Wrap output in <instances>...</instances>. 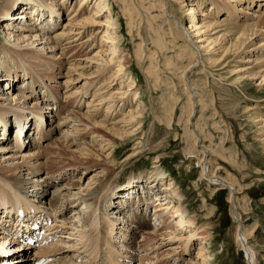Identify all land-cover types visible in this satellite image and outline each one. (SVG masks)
I'll list each match as a JSON object with an SVG mask.
<instances>
[{"label": "rangeland", "instance_id": "rangeland-1", "mask_svg": "<svg viewBox=\"0 0 264 264\" xmlns=\"http://www.w3.org/2000/svg\"><path fill=\"white\" fill-rule=\"evenodd\" d=\"M8 1L0 0V9L6 6ZM42 1L47 6H50L51 2L53 14L59 9L60 4H65L63 16L60 15L56 20L57 26L52 30L50 29L48 34H44V37L53 36L55 31L66 23L67 15L71 14L74 9L77 10L82 4L81 0H68L66 2L64 0H55V2L52 0ZM211 1L180 0V2H176L167 0L166 7H168L170 13L179 18L184 31L187 29L188 23L185 18V10L187 8L182 7L183 3L193 4L195 5L194 8L200 6L201 9L210 11ZM93 2L86 5L85 11H89L85 15L93 13L96 7V4L93 6ZM181 2L183 3L181 4ZM107 4L112 13V21L117 23L116 28L118 29L117 31L115 29L117 32L115 38L120 49L119 55L125 59V70L130 76L126 80L127 82H124V86L129 84L130 80L134 81L135 89L133 92H136L138 100L146 106L141 126L138 128L135 124L132 128L122 129V133L128 134L124 138L116 136V134L123 135L120 127H116V130L113 129L112 133L97 129L99 135L112 141V146L108 150H106L107 147L100 150L101 148L98 145H90L92 139L90 134L92 127L90 125L87 126L90 131L85 136L83 135V138L79 141L77 140L80 144L79 146H72L69 142H64L66 140V132H71L73 129L72 125H76L75 122H72L74 120L73 114L71 117L66 116L68 112L86 113V111H95L97 113L96 118L101 119V117H104L109 100L102 104L100 100H102L103 96L108 99V94L119 88L118 86H113V90L109 88L112 85L108 80L111 73L117 70V64L113 62L105 63L111 59L112 54H110L108 43L104 42L106 39L100 40L104 33V26L86 28L85 35L79 43H85L89 39L93 40L92 43L76 49H72L73 45L65 47L67 48L65 50L67 57L75 56V59L81 61L85 60V58L95 60V62H83V65H79L78 71H75L76 74L73 71L69 75L66 74L67 67L64 63L61 66L57 65L61 62V60H58V56L55 55L57 52L50 54V51H39L37 53L36 51L40 50L41 46L36 44L33 46V53L25 54L24 56L13 55L15 51H20V47L24 49L26 45H30L29 42H25L22 39L17 40L27 34V29L22 31L18 26L34 27L33 23L28 25L31 22L30 18H23L21 21L16 19L23 15L25 11L24 8L26 6L21 3L20 5L23 6H17L9 11L10 19L7 20L8 23L2 22L0 18V105L3 108L23 109V111L18 110V112L27 117L25 131L28 126L31 128L28 135L29 139L24 140L25 144H23V146L28 147L27 150L22 148L20 153H15V159L8 162H4L1 159L2 155H0V168L6 171L4 176L17 175L18 177L20 173V168L18 167H22L20 165L23 163L22 159H19L22 158L20 156L27 154L24 152L38 153L36 163L30 168L32 170L39 169V174L27 176L29 180L27 184L23 185V187L17 186L18 189L14 190L26 194L27 201L36 202L35 204L31 202L34 205L37 204V201H35L37 198H34L37 195L34 192H38V195H41L40 197L44 196L42 207L47 209L51 217L54 212L56 213L55 215H58V213L64 215L65 221H61L59 218L56 221L53 219L52 225L54 227L57 226L59 230H62L63 227L72 228L74 229L72 231L73 234H76V227L80 228V226H83L82 229L85 228L84 230L86 231L87 226L82 223H87V219L94 210L92 205L87 208L86 206H78V203L75 204V208L80 210L83 216L74 218V223L71 224L73 222L71 217L75 214L73 213L74 210L69 208L63 211L56 210L51 212L52 209H50L49 201H47L50 199V195H53V192L55 193L60 188V183L63 181L58 182L59 185L54 181L53 184H56L54 186L57 188L55 189L54 186L47 187L44 191L47 193L46 195L42 193V190L39 191V188L34 186L35 184L31 183V181L40 177L50 180V177L53 178L52 174L57 173L58 169L64 170L65 168L61 167L66 165H75L77 169L73 172L69 171L70 173L66 172L70 176H64V179H71V181L75 182L79 180V177L86 178L91 176L95 169L90 167L87 171L81 170L80 167L84 166V163L82 164L81 162L86 163L87 161L79 153H73L80 150L84 144L90 145L88 150L93 155L89 158L88 164L92 167L95 164V167L97 165L106 168L109 166V170L112 171L110 181H108V185L103 190L102 195L103 197L107 196L105 198L108 199L109 195L106 194H110L115 189L109 201H112V204H117L118 209L113 212L116 206L114 209H111L110 206L111 211L107 213L109 218L106 220L110 221L112 217H125L123 221L112 220L116 230L112 234V243L110 242L111 251H115L117 247H120L119 243H124V241H126L125 245L128 248L126 250H124L123 246L118 248L120 260H122V257H129L126 252L132 250L135 253V256L132 255L133 264H148L145 261H138L143 256L144 251L150 248V242L147 245L148 241H142L147 231L141 232L133 228L135 223L130 222V218H133V215H131L132 213L128 215L129 211H132L133 208L138 207L141 203L127 200L124 197L127 192L124 193V196L120 194L124 192V189L126 190L129 178H138L135 180L138 188L156 170H159L168 176L167 179L170 182L177 183L184 197L181 203L182 206L187 209L191 218L196 219L200 230H204V233L209 236L207 241L197 240L195 242V245L190 250L193 257L198 251L199 244L204 241L206 242L205 247L209 255L207 264H247L244 252L236 243V228L240 225L246 233L247 246L253 250L255 264H264V143L258 135L260 127L256 123V117L264 116V82H261V75L264 73V50L257 49L254 54L242 53L238 56L234 52H229L218 65L210 66L207 64L209 63L208 61L203 60L196 69L188 72L187 77L195 88L197 101H199L197 106H194L191 115L189 94L185 89L182 77V71L189 62L188 58L193 57L191 48L187 46V44H190L185 40L184 36L176 37L175 33H178V29L176 30L168 22L169 20L164 15L163 8H161L160 0H107ZM236 5L250 14L239 12L237 14L239 18L236 20L234 17L235 12L233 11L229 14L221 15L219 17L220 21L226 19L231 23L235 21L237 24L243 25L244 22L250 24L254 22L250 15L255 10L259 12L264 10V0H241ZM106 13L108 12L100 15L97 19L105 22L108 16ZM231 13L232 15H230ZM247 16H250L251 20ZM261 17L264 18V16ZM47 23L36 25L41 29V33L35 31L29 34L42 36ZM6 24L9 25V28H6ZM237 24L236 26H239ZM232 26H235V24H232ZM96 29L99 30V34L95 33ZM222 30L229 31L228 27L221 28V33L217 34V36L225 34ZM93 31L94 34H92ZM238 33L235 32L233 36L229 35V37L236 40L239 37ZM246 33L251 35V32ZM7 34H11V37L9 38ZM209 35L211 39L216 37L213 32L209 33ZM262 36L263 38L256 41L257 45L264 42V32ZM8 42L10 44H7ZM97 42L98 45H96ZM15 43L19 47H14L13 44ZM65 43L67 42L62 41L60 45L64 46ZM98 51L100 54L96 55ZM243 57L248 59L243 60ZM205 58L209 59L210 56H205ZM190 60L193 62L194 58ZM247 60L252 63L244 62ZM23 63L35 65V67L33 66L34 71L31 70L32 73L30 72L31 74L27 77L22 76L20 68ZM104 66H107L106 70L102 73L98 72V68ZM80 72L86 78H80L78 75ZM252 74L254 76H251ZM66 75H68L67 78L71 77L79 81L78 83H73L74 87H70L71 89L68 87L69 84L63 85ZM24 77L27 79H21ZM238 77H243L244 81L236 84L235 80ZM5 79L9 80L5 81ZM9 86H14V90L11 91L8 88ZM100 87L103 89L98 91ZM33 89H35L34 93H31ZM125 89L128 88L126 87ZM73 90L83 91L82 93L85 94L84 98H81V96L66 98L68 94L73 93ZM98 94L99 98L96 99L97 101H93L92 97ZM46 95L48 96L43 97ZM53 98H56V100ZM110 99L112 100L113 98ZM90 100L93 104L87 107V101ZM94 102H97L98 105ZM129 108L128 105L119 107L118 101H116L115 105L111 107V112L117 109L116 112H113V115L117 113L114 120H119L128 115ZM39 109L42 111L40 113H43V116L41 115L44 117L43 120L40 119V115L37 117V113H35ZM46 116L48 117L47 119H45ZM32 117L41 120L38 121V124L42 126V134H45V139L39 144L35 141V132L39 130L36 128L37 121L31 120ZM63 120L69 121V125L67 126L66 124L63 127L64 125L61 123ZM7 122L14 124L10 130L7 129V132H5L3 124L0 123V136L3 138L0 140V146L14 147L19 141V139L17 140L18 137L14 138V136H18L14 132V129L18 127L17 120L15 121L12 114H10L7 116ZM86 124L88 125L86 121L82 123V125ZM196 134L199 139H197ZM77 136L72 137L75 138ZM14 140L17 141L15 142ZM21 145L22 138H20L18 146ZM201 146L208 152L205 151L204 153ZM16 150H19V147ZM10 151L4 152V154H14V152ZM203 158L207 159L209 176L223 179L233 186L235 203H232L229 199L232 193L229 188L213 185L201 176V167L198 162ZM65 170L70 169L66 168ZM50 184L52 183L50 182ZM159 187H162V185L157 186V188ZM138 189L141 190V188ZM120 197L122 198L120 199ZM158 198L153 197L148 204L149 212L147 211V213H149L148 216H151V224L154 223L153 216L150 215V211L153 213L152 209L154 208L152 202ZM122 211L125 212L123 213ZM102 212H99L100 215ZM107 221H104V223ZM157 224L160 226L158 221L149 230H154ZM127 231V235L123 233ZM0 234L3 235L1 232ZM81 234L82 232L79 237H81ZM59 236L58 240L68 241L70 239L69 237L68 239L65 238L66 234H60ZM2 237L3 239H0V241H4L3 244L9 243L5 239L6 236L3 235ZM15 243L13 244V246H16L15 248L22 247L19 242ZM69 244L67 243L66 246ZM65 252L62 251V253ZM159 253H162V250L149 254L147 258L155 259ZM31 254H34V252ZM67 256L70 258V254L67 253ZM28 257L30 256L28 255ZM85 260L83 259L82 261ZM184 262L183 260L182 263ZM152 263H155V261H152ZM172 263L171 260L168 264ZM182 263L175 261L173 264Z\"/></svg>", "mask_w": 264, "mask_h": 264}, {"label": "bare ground", "instance_id": "bare-ground-1", "mask_svg": "<svg viewBox=\"0 0 264 264\" xmlns=\"http://www.w3.org/2000/svg\"><path fill=\"white\" fill-rule=\"evenodd\" d=\"M52 1L55 2V0H52ZM64 1L66 2L68 0H64ZM81 1H82V4H80L79 8L77 10L74 9V11H72L71 14L67 15V19L65 21L66 23L62 25L60 29H57L54 35L50 37H44V34L46 33L48 34V31L50 29L52 30L57 26L56 20L60 17V15L63 16V10H65V4H60L59 5L60 7L58 6L59 9L53 14V11L51 9V2H50V6H47L42 0H9L6 3V6L0 9V18L2 19V22L8 23L7 20L10 19L9 11L15 9L17 6L21 7L25 5L26 7L24 8L25 11L23 15H20L19 17L17 16L15 17H17L16 19L20 21L23 18H27V19L30 18L31 22H29L28 25H31L33 23L34 27L26 28L25 26H22V27L18 26V28L22 31H25L27 29L26 31L27 34L24 36H21L20 39H17V40L19 41L22 39L25 42H29L30 45H26L24 49L20 47V51L19 52L17 51L18 53L15 51L16 54L14 53L13 55L24 56L25 54L33 53L34 52L33 46L36 44L37 46H41L40 50L36 51L37 53L39 51L41 52L50 51L49 52L50 54H52V52H57L55 55L58 56V60H61V62L57 65L61 66L64 63L67 67L66 74L68 75L72 71L73 72L78 71L79 65H83V62L89 63V62H95V60L91 58H85V60L81 61V60L75 59V56L67 57V54H65L66 53L65 50L67 48L65 47L67 45L68 46L73 45L72 49L74 48L76 49V48H81L85 44L92 43L93 40H90V39L86 40L85 43L83 42L79 43L80 40L85 35L86 28L104 26V33L102 34L100 40L104 38L106 39V41L104 42L108 43L110 47V54H112L111 59L106 61L105 63L108 64L109 62H113L117 64L116 66L117 70L111 73V75L108 78V80L110 81V84L112 85L109 88L112 89L113 86L114 87L118 86L119 88L115 90L114 92L111 91L112 93L110 92L108 94L109 96L108 99H105L106 97L103 96L102 100H100L101 104L109 100L107 102L108 107H106L105 112H104V117H101V119L96 118L97 113L95 111H92V112L86 111V113H78V112L72 111V112H68L67 115L65 114L67 117H71V115L73 114L72 117L74 118V120L72 122H75L76 125L74 124L72 125L73 129L71 128L72 129L71 132L69 131L66 132V136H65L66 140H64V142L67 141L72 146L74 145L79 146L80 144L78 143V141L81 138H83L82 137L83 135L85 136L86 133L90 131L87 129V126L90 125L92 127L90 131L91 138H92L90 145L92 146L96 144L98 145L99 148H101L100 150H103L104 147H107L106 150H108L112 146V141L104 138L102 135H99V132H97L98 131L97 129H99L100 131H105L106 133L107 132L112 133L113 129L116 130V127H120L121 134H123L124 136L119 135V134H116V136H119V138H124L128 134L122 133L123 131L122 129L126 130L127 128H132V126L135 124L138 126V128L141 126L142 121H143V113L145 111L146 106L141 101L138 100V98L136 97L137 96L136 92H133V90L135 89L134 81L130 80L129 84H126V86H124L125 85L124 82H127L126 80H128L129 79L128 77L130 76L125 70V64H126L125 59L121 55H119L120 49L118 47V41L115 38L116 33H117L116 31L118 29L116 28L117 23L113 22L111 19L112 13L110 12V7L107 4V0H81ZM92 1H94L93 6L96 4V7L93 10V13L91 15L89 14L85 15V13H88L89 11V10L85 11L86 5L88 3L91 4ZM174 1L180 2V0H174ZM240 2L241 0H229V1L212 0L211 5L209 7L211 9V10L209 9L210 11L203 10L201 9L200 6L198 8H194L195 5L189 4L192 2H189L187 4L185 2L184 3L181 2V4L183 3L182 7L187 8L185 10L186 11L185 18L187 20L188 27L187 29L183 31V27H182V24L179 18L173 15L172 13H170L168 10V7H166L167 0H160L161 8H163L164 15H166V18L169 20L168 22L172 24L171 26H173L176 30L178 29L177 30L178 33L177 34L175 33V35H177L176 37L179 38L180 36H184L185 40L190 44V45L187 44V46L191 48L190 49L191 55L193 57L188 58L189 62H188V65L182 71L183 73L182 77L184 79L185 89L187 90L189 94V101L191 103V110H192L191 115L193 113L194 106L195 105L197 106L199 101H197V94L195 92L196 90L191 85L187 77L188 72H191L194 69H196L198 65L202 63L203 60L208 61L209 63L207 64H209L210 66L211 65L213 66L215 64L218 65L225 58V56L229 54V52H234L238 56L242 53L254 54L257 49L261 51L264 50V42L260 43L259 45H257L256 43V41H258L260 38H263L262 33L264 32L263 30L264 29V22H263L264 18H262L261 16H264L263 15L264 10H262L261 12H259L258 10H255L254 13L250 15L252 18V21L254 20V22L250 24L244 22L243 25L238 23L239 26L241 27L236 26L237 23H235V21L234 23L228 22L226 19L220 21L219 17L223 14L226 15L234 11L235 12L234 17L236 20H238L239 17L237 14L239 12L240 13L243 12V14L246 13L245 10H243L242 8H239L238 5H236V4H239ZM21 3L23 5H20ZM48 12L53 16L51 17V15ZM105 12H108L106 13L108 14V16L106 17V21L105 22L99 21L97 18H99L100 15H104ZM246 14L249 15L250 13L247 11ZM230 15H232V13ZM48 17L50 18L47 20ZM42 18L43 20L41 21ZM251 18L249 19L251 20ZM44 22L47 23V25L44 27L45 29H44V33L42 36L37 35V34H32V35L29 34L35 31L41 33L42 32L41 29L38 28L36 25L39 26L43 24ZM232 24H235V26H232ZM5 26H7L6 28H9V25L6 24ZM225 27H228L229 31L222 30V32H224L225 34L223 35L221 34L217 36V34L221 33L220 29L225 28ZM98 31L99 30H97L95 33L99 34ZM211 32H213L214 36H216L214 39H211L209 35V33ZM235 32H239L238 33L239 37L236 40L229 37V35L233 36ZM246 32H251V35L247 34ZM92 34H94V31ZM7 36L10 38L11 34H7ZM62 41L63 42L65 41L67 43H65L64 46L62 44L60 45V42ZM7 44H10V43L8 42ZM96 45H98V42L96 43ZM157 45L159 46V44ZM13 46L19 47L18 45H16V43L13 44ZM212 46H214L215 48ZM98 54H100L99 51L96 53V55ZM205 56L207 57L210 56V58L207 59L205 58ZM193 58L194 60L192 62L190 59H193ZM244 59H248V58L243 57V60ZM244 62L249 63L248 60ZM33 66L35 67V65ZM33 66L30 65L29 63H23L22 67L20 68L22 70V76L27 77L28 75H30L32 73L31 70L34 71ZM106 67L104 66V67L98 68L99 69L98 72L102 73L103 71L106 70ZM68 75H66L63 85L65 86V84L66 85L69 84L68 87L73 88L74 87L73 83H78L79 81L71 77L67 78ZM78 75L80 78H86V76L82 72H80ZM251 76H254V75L252 74ZM261 77H262L261 82H264V73L261 75ZM21 79L24 80L25 77ZM6 80L8 81L9 79H5V81ZM242 81H244V78L238 77L235 80V83L238 84V83H241ZM126 87L128 89H125ZM8 88L11 89V91H13L15 87L9 86ZM101 89L103 88L100 87L98 91H100ZM34 90L35 89H33L31 93H34ZM82 92L83 91L73 90V93L71 92L72 94H68L66 98L80 97V96L81 98L82 97L84 98L85 94ZM98 96L99 94L94 95L92 97L93 101H97L96 99L99 98ZM81 98H80V101H81ZM110 98H113V99L111 100ZM116 101H118L119 107H124L125 105H128V107H130L128 110V115H125L119 120H114L117 113L113 115V112H116L117 109L111 112V107L115 105ZM94 103L98 105L97 102H94ZM91 104H93L91 100L87 101L86 106L90 107ZM18 110L23 111V109H20V108L18 109L17 108L15 109L3 108V106L0 105V123L3 124L4 126L3 128L6 130L11 129L14 123H8L7 116L12 114V116L14 117V120L15 121L17 120L18 127L16 128L19 129L18 131L17 129H14V132L17 131L16 133L18 135L21 134V131L24 133V138H22L21 146H18L20 144L19 141L14 147H9V146L1 147L0 146V155H2L1 159H3L4 162L5 161L8 162L9 160L15 159L14 157L16 156L15 153L16 154L20 153V150L22 148H26L25 150H27L28 148L25 145L23 146V144H25L24 140L29 139L28 135H29L31 127L28 126L27 130L25 131V123L27 122V117H25L23 114L21 115V113H19ZM37 111L35 112L37 113L36 114L37 117L38 115H40V119L43 120L44 118L42 117L43 113H40L42 111L40 109ZM47 118L48 117L46 116L45 119ZM33 119L37 121L36 128L42 129L41 124H38V121H41V120H39L36 117H32L31 120ZM256 119H257L256 123L260 127L258 135L260 138H262V141L264 143V116L260 115L259 117H256ZM85 121L88 122V125L87 124L82 125V123ZM61 123L64 125L63 127H65L66 124L67 126L69 125V121H66V120H63V122ZM194 132H195V129H194ZM76 135L78 136L75 138L72 137ZM197 137H198L197 139H199L198 135ZM2 139L3 138L0 136V140ZM17 140H15V142ZM90 145L84 144L80 150L74 151L73 153H76V152L79 153L80 156H84L85 157L84 159H86L87 161L86 163L81 162L82 164L84 163V166L82 165V167H80L81 170L87 171L90 169V167L95 169L94 173L91 176L86 177V178L79 177V180L75 182H73V180L71 181V179L62 180L61 179L62 177L70 176V174L68 175L66 172H69V171L73 172L74 170L77 169L75 165H66L61 168H65V169L68 168L70 170L60 169L61 170L60 171L58 169L57 173L52 174L53 178L50 177V180H48L47 178L40 177V178L33 179V181H31V183L35 184L34 186L39 188V191L42 190V193H44V195L47 194L46 192H44L47 187H52L56 185V184H53L54 181H57L58 179H60V182L63 181L62 183H60V188L57 189V191L55 192L56 194L53 192V195H50V199L47 201H49L50 209H52L53 212L56 210H59V211L67 210L69 208L74 210L73 213L75 214H73L71 217L72 221L74 218H81L83 216L81 211L75 208V204L78 203V206L79 205L86 206L87 208L88 207L90 208L92 205L94 209L92 213L90 214L89 218L87 219L88 220L87 223L81 222L84 226H87L86 231L84 230L85 228L82 229L83 226H80V228L76 227V234H73L72 231L74 229L72 228L63 227L62 230H59L57 226L53 227L52 225L51 226L52 228L49 227L48 231H51L50 233L52 237L57 238V234H66L67 236L65 238L68 239L69 237L70 239H68V241L57 240V242H55L54 244L47 245L46 247H42L41 249H38L36 253L37 254L36 261L32 264L37 263L39 260L45 261V264L48 263L50 260L52 261V262L50 261L51 263L49 262L50 264H131L130 262H132V257L135 256L134 251L130 250L126 252V254H129V257L127 258L122 257V260H120V258L118 257V251H117L118 249H116L115 251L113 250L111 251L110 249V246H111L110 242L112 240V234L114 230H116L115 224L112 220L114 219L118 221L120 220L123 221L125 217L124 218H122V216H119L116 218L112 217V220L111 219L110 221L106 220L109 218L107 216V213H110L111 209H114L115 206L116 208L114 209L113 212L117 211L118 209L117 204L116 205L114 203L112 204V201H109V198L113 195L115 189L114 191H111L110 194H106V195H109L108 199L105 198L107 196L103 197L102 195L103 190L106 189L108 185V181H110V174L112 173V171L109 170V166L107 168L100 167L98 165L95 167L96 165L95 164L92 167L91 165L88 164L89 158L93 155V154H90L91 151L88 150ZM17 147H19V150H16ZM201 149L204 151V153L205 151H207L203 146H201ZM9 150L14 152V154H11V153L4 154V152H7ZM24 153H27V154H24L20 156L22 158H19V159H22L23 161V163L20 165L23 168L18 167L20 168L19 169L20 173L18 177L17 175H10L8 177H5L4 173L6 171L3 168H0V214H1L0 224L4 218L2 214L11 212V210H5L4 204L9 205L7 209H11V207H14L16 204H20V206L22 208H25L26 211H28L29 213L33 212L36 214H43L42 209L40 206H38V204L43 203L44 198H45L44 196L40 197L41 195L39 196L38 192H34V194L37 195V197H34V198H37V204L34 205L31 203L30 200L27 201V198L22 197L17 190L16 191L14 190V189H18L17 186L23 187V185L27 184V182L29 181L27 176L32 175V174L36 175V174H39L40 172L39 169L32 170L30 168V166L36 163L39 154L38 153L31 154V152H24ZM198 165L201 167V176L203 178H206L213 185H221V186H225L226 188L230 189V192L232 193L229 199L232 203H235L234 201L235 191H234L233 186L227 183L226 181H224L223 179H220L214 176H209V165H208L207 159L206 158L200 159V161L198 162ZM27 166H29V168H27ZM50 173L48 174L50 175ZM167 177L168 176H166L163 171L156 170L151 175L150 178L146 179L143 185L138 187V188H141V190L137 188L138 186L137 183L135 184V180H137L138 178L137 177H133L131 179L129 178L126 190L124 189V192L120 194L124 196V193L127 192L124 196L127 198V200H130L131 202L137 201V203H141V205H138V207H135V208H140V207L142 208L140 209L133 208L132 211L128 212V215L132 213L131 215H133V218H131V220L132 219L136 220L138 228H141L143 230H147L150 226V223L146 222L147 220L145 219L147 214L149 215V213H147V211L149 212V205H148L149 201H151L153 197H156V198L159 197L157 200L155 199L152 202L154 204V208L152 209L153 211L152 216H153V221L155 223H158L159 221L160 226L157 224V226L155 225L156 227H154V230L152 231L147 230L146 235L144 233L145 237L142 239V241L143 242L148 241L147 245H149V242L151 244H150V248L144 251L143 256H141L138 261L140 262L145 261L148 264H168L171 262V260L173 263L175 261H177L178 263L179 262L182 263L184 260L185 262L182 264H207L209 262L208 261L209 255H208V250H206V247H205L206 242L203 241L202 244H199L198 251L194 257L191 255L190 250L193 248L197 240L207 241L209 236L206 235V233H204V230L203 231L200 230V228L197 226L196 219H194L193 217L191 218L189 216L187 209L184 208L181 204L182 201L184 200V197L181 193L180 188L177 186V183L172 182V181L170 182V180H168ZM50 182L52 184H50ZM160 185H162V187L157 188V186H160ZM56 188L57 187H55V189ZM108 188L110 189V187ZM155 189L156 191H154ZM121 198L122 197H120V199ZM132 204H135V203H132ZM110 206H111V209H110ZM99 212L100 213L102 212V214L100 215ZM122 212L124 213L125 211H122ZM54 214L56 213L54 212ZM58 214L59 215L57 217L61 219V221L62 220L65 221L63 218L64 215L60 213ZM46 217L47 219H50L49 214L48 215L46 214ZM99 218H100V221H99ZM104 221H107V222L104 223ZM73 223L74 221L71 224ZM239 226L240 225H238L236 228V243L244 252L247 264H255L253 250L249 246H247L246 233L245 231H243L242 227L241 226L239 227ZM0 232H1V227H0ZM81 232H82L81 237H79V234ZM123 233H126V232H123ZM2 236L3 235L0 234V239H3ZM5 239L8 240L7 242L9 243L3 244L4 241L2 242L0 241V264H28V261H29L28 255L29 256L32 255L31 254L32 250H30L31 247L26 248V246L22 244V247L15 248L16 246H13V244H16L15 242H18L17 240L11 238L10 236H8L7 238L5 237ZM67 243H70L69 244L70 246L67 245L68 246L67 247L66 246ZM106 246H108V248ZM27 250H29V254ZM159 250H162V253L157 254L155 259L147 258L149 254L157 253V251ZM62 251H66V252L62 253ZM67 253L70 254V258H68ZM82 258H87V260L83 262H78ZM152 261H155V263H152Z\"/></svg>", "mask_w": 264, "mask_h": 264}]
</instances>
